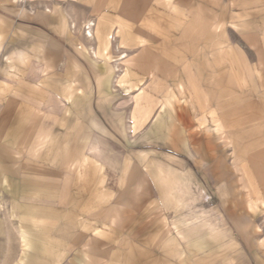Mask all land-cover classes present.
Instances as JSON below:
<instances>
[{"label": "rangeland", "instance_id": "1", "mask_svg": "<svg viewBox=\"0 0 264 264\" xmlns=\"http://www.w3.org/2000/svg\"><path fill=\"white\" fill-rule=\"evenodd\" d=\"M5 122L14 264H264V0H0Z\"/></svg>", "mask_w": 264, "mask_h": 264}, {"label": "crops", "instance_id": "2", "mask_svg": "<svg viewBox=\"0 0 264 264\" xmlns=\"http://www.w3.org/2000/svg\"><path fill=\"white\" fill-rule=\"evenodd\" d=\"M103 39L104 37L102 38V40ZM136 122H137V118L135 120V123ZM5 123H6L5 127L2 126L0 127V129L6 130L9 128L8 122H5ZM14 125L15 124L11 125L10 127L11 130L18 129V127L15 128ZM13 131H11L12 133L10 134L12 135V137H14L15 135ZM14 144H16V142ZM8 152H9V149H8ZM3 161H5V159H3ZM13 162L14 160L10 162L11 165L4 163V167H2V169L4 170L3 171L4 173H0V264H14V261H13L14 257H16V262H17L18 258L22 256L21 255L22 251L19 250V245L21 246V243H23L22 246H25L27 243H30L29 240L27 239V236H23L22 234L19 235L18 232L15 233L16 227L12 224V222L14 223V213L12 214L10 213L11 215L8 213H5L8 210V208L11 207L13 209L16 205L15 201H11L12 198L10 199L8 195L10 194L13 195L12 193H14L13 196L14 197L16 196L18 199L19 196L21 195L19 191H21L20 189L23 187L22 183H24V181L21 180L25 176L24 170L22 168L14 169L15 167L12 164ZM16 165L18 166L19 164L16 162ZM32 175L35 177L33 181V184H34L35 179L37 178L38 174L32 173ZM4 185H9V186L13 185L15 188L13 190L9 188L10 189L9 190L6 187V189L1 190V187ZM14 241L18 242L17 250H14V247H13ZM17 264H23V263L21 262Z\"/></svg>", "mask_w": 264, "mask_h": 264}]
</instances>
